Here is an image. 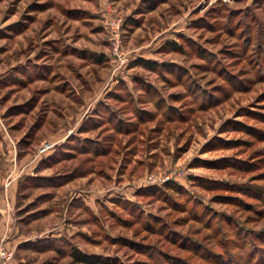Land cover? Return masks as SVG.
Segmentation results:
<instances>
[{
  "label": "rangeland",
  "instance_id": "rangeland-1",
  "mask_svg": "<svg viewBox=\"0 0 264 264\" xmlns=\"http://www.w3.org/2000/svg\"><path fill=\"white\" fill-rule=\"evenodd\" d=\"M0 247L264 264V0H0Z\"/></svg>",
  "mask_w": 264,
  "mask_h": 264
},
{
  "label": "trees",
  "instance_id": "trees-1",
  "mask_svg": "<svg viewBox=\"0 0 264 264\" xmlns=\"http://www.w3.org/2000/svg\"><path fill=\"white\" fill-rule=\"evenodd\" d=\"M167 46H169V48L172 50H179V47L176 46L175 43L168 44ZM137 64L149 69L155 67V63L144 60H139ZM108 113H110V111ZM173 186L174 185L171 183L166 184V187H169L170 189H173ZM68 254L74 264H104L101 257L85 254L75 247H71L68 251Z\"/></svg>",
  "mask_w": 264,
  "mask_h": 264
},
{
  "label": "built area",
  "instance_id": "built-area-1",
  "mask_svg": "<svg viewBox=\"0 0 264 264\" xmlns=\"http://www.w3.org/2000/svg\"><path fill=\"white\" fill-rule=\"evenodd\" d=\"M149 179H151V177H149ZM0 263L15 264L13 253L0 247Z\"/></svg>",
  "mask_w": 264,
  "mask_h": 264
}]
</instances>
